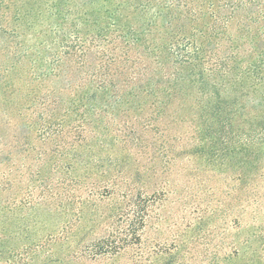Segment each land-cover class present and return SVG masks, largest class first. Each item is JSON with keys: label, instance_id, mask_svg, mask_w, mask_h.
Here are the masks:
<instances>
[{"label": "trees", "instance_id": "16d2710c", "mask_svg": "<svg viewBox=\"0 0 264 264\" xmlns=\"http://www.w3.org/2000/svg\"><path fill=\"white\" fill-rule=\"evenodd\" d=\"M180 125L252 201L264 0H0V264H115L140 245L152 198L133 159Z\"/></svg>", "mask_w": 264, "mask_h": 264}, {"label": "rangeland", "instance_id": "374dc122", "mask_svg": "<svg viewBox=\"0 0 264 264\" xmlns=\"http://www.w3.org/2000/svg\"><path fill=\"white\" fill-rule=\"evenodd\" d=\"M174 127L163 142L148 135V153L136 151L134 179L138 187L145 183L152 203L140 245L115 264H215L237 249L245 254L236 264H251L249 258L264 264V186L248 200L250 190L234 181L228 158L223 165L211 161L188 130Z\"/></svg>", "mask_w": 264, "mask_h": 264}]
</instances>
